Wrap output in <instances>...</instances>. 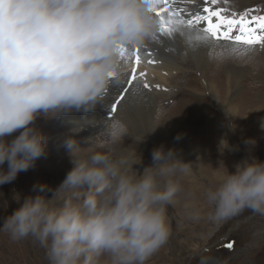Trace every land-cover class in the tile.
Instances as JSON below:
<instances>
[{
  "label": "clouds",
  "instance_id": "9594fccd",
  "mask_svg": "<svg viewBox=\"0 0 264 264\" xmlns=\"http://www.w3.org/2000/svg\"><path fill=\"white\" fill-rule=\"evenodd\" d=\"M150 9L147 0H0V186L46 156L47 138L38 119L97 108L112 74L122 72L120 49L142 46L157 31ZM228 128L235 131L233 124ZM103 135L106 150L87 156L76 154L82 148L77 140L66 139L73 167L61 185L37 184L38 194L24 197L14 191L11 200L19 207L3 219L0 231L14 240L35 239L48 264H147L170 237L167 208L192 164L160 146L152 152V165L139 173L138 154L139 163L112 154L128 136L126 125L113 119ZM225 149L235 150L221 139L219 150ZM61 190L82 195L58 206ZM205 196L213 223L245 210L264 214V162L242 160ZM0 207L7 211L9 202ZM191 217L200 219L199 211Z\"/></svg>",
  "mask_w": 264,
  "mask_h": 264
},
{
  "label": "rangeland",
  "instance_id": "374dc122",
  "mask_svg": "<svg viewBox=\"0 0 264 264\" xmlns=\"http://www.w3.org/2000/svg\"><path fill=\"white\" fill-rule=\"evenodd\" d=\"M257 1L259 2L255 5H264V0ZM234 6L240 9L244 5H237L233 0L228 7ZM261 53H245L252 56L247 60L242 54L235 55L238 58L226 61L228 66L225 67L227 71L223 79L225 99L220 104L209 99L204 87L206 78V82H203L204 79L200 82V75L192 66H186L183 71L177 73V77L170 75L162 81L164 89L169 88V91H162L164 98L155 100L157 106L154 102L151 103V98L148 101L154 106L151 114L154 123L169 121L168 124L180 128L178 133L181 135H178L181 138L177 139L179 149L168 145H164V148L166 151L174 149L178 159L191 163L192 172L181 178L182 191L177 194L175 203L167 208L170 237L147 264H264V214L245 210L225 222L213 223L208 219L212 207L205 196L207 189L218 186L227 169L230 173L234 172L235 165L242 160L254 157L264 162V129L261 128L264 118V51ZM152 93L151 97L157 94ZM125 107L132 108L127 103L120 107L118 113L125 112ZM140 108L144 110L143 107ZM118 117L115 115L114 119L122 121L130 131L126 121ZM108 122L105 121L104 126ZM36 124L47 138V154L36 162L33 169L21 172L14 182L0 186V203L5 200L9 202L7 211L0 207V225L6 216L19 207L11 200L14 191L24 197L38 194L33 191V186L37 184L56 189L73 167L70 159L64 161L57 158L62 152L56 149L61 126L57 125L54 119L49 122L37 120ZM228 124L235 125L234 132L229 131ZM215 125H221V131L215 135L219 139H226L230 148L235 150L225 149L221 153L220 142L211 131ZM72 130L75 133L74 127L67 125L64 133L68 134L73 132ZM99 133L100 137L105 138L102 131ZM130 133L132 134V131ZM148 138L147 144L142 143L137 150L132 148V157L136 158V162L139 163L138 155L141 157L142 162L134 166L139 173L152 165L153 150L163 146L156 136L148 135ZM249 139L256 141L255 146L245 143ZM96 144L97 151L106 150L107 144ZM148 149L149 154L146 152ZM81 195V190H61L57 193V205L62 204L65 199L74 200ZM51 196L52 193L49 192L48 197ZM185 201L186 205L183 204ZM194 211H199L200 219L191 217ZM228 241L235 242L232 249L223 247ZM0 264H48V259L45 249L35 239L28 237L14 240L7 232L0 231Z\"/></svg>",
  "mask_w": 264,
  "mask_h": 264
},
{
  "label": "snow or ice",
  "instance_id": "6c2138e0",
  "mask_svg": "<svg viewBox=\"0 0 264 264\" xmlns=\"http://www.w3.org/2000/svg\"><path fill=\"white\" fill-rule=\"evenodd\" d=\"M157 18L158 35L162 43L175 45L183 41L193 52L222 51L229 56L259 49L264 51V5L238 10L228 7L233 0H147ZM219 5V6H218ZM170 52L176 49L169 47ZM121 64L130 65V70L121 75L112 74L110 87L116 92L110 96L109 89L101 102L108 101L106 119H114L124 103L134 104L138 99L160 90L153 84L141 65H155L153 51L147 47H122ZM163 61H160L162 63ZM169 91V89H163ZM115 114V115H114ZM234 241L223 247L232 249Z\"/></svg>",
  "mask_w": 264,
  "mask_h": 264
},
{
  "label": "bare ground",
  "instance_id": "6f19581e",
  "mask_svg": "<svg viewBox=\"0 0 264 264\" xmlns=\"http://www.w3.org/2000/svg\"><path fill=\"white\" fill-rule=\"evenodd\" d=\"M234 1L237 3V5H244L238 10H243L245 8L254 7V5L259 2L257 0H234ZM156 32L157 31H155L154 33ZM140 47H147L150 51H153L154 59H156L158 62L152 66L141 65L139 70H145L147 72L149 80L153 84H158L160 86V90L154 91L155 93H157L156 96L151 97V95L149 94L148 95L149 98L138 99L134 104L131 105L132 108L125 107V112L118 113L117 115L119 116L118 118H122L123 121H126L130 131H132V134L130 133V131L128 132L133 136L128 134V136L125 137L124 140H122L118 145L114 147V150L112 153L114 156H118L120 154H127L130 157H132L134 154L132 148L137 150L143 144L144 145L147 144L148 139H149L148 135L156 136L158 142L162 143L163 146L164 145L165 146L168 145L172 147L174 146V149L176 146L179 149L178 147L179 139L177 140L176 137L178 136V134L181 135V133H178V130L180 128L178 127L179 129H177L175 125L171 123L168 124L169 123L168 120H167L168 122L162 121V122L154 123L151 118L152 109H154V106L151 105V103L154 102V104L157 106V103L155 102V100L164 98V94L162 93V90L164 89L165 86L162 83V81H164L167 76H170V75L173 76L175 74V71L179 73L183 71V69L186 66L188 67L192 66L195 69V71L199 73L200 75L199 81L201 82V80L203 79H204L203 82L207 81L204 84V87L207 90L209 99L214 101L216 104H220L225 99L224 98L225 89H224L223 79H224L225 72L227 71L225 70V67L228 66L226 61L231 58L230 56H228V54H223L224 52L217 51V50H211V51H208L207 53L193 52L185 45V43L182 40L178 41L175 45H172L171 42H168L167 44H165L160 41V38L158 35L156 36L155 40L153 39V35H152L151 38ZM169 47L175 48L176 51L170 52L168 50ZM160 61H163V62L160 63ZM120 75H121V78H123V75L122 74ZM205 78H206V81H205ZM200 85H203V84H200ZM115 92H116L115 86L112 87V91L109 89L110 96L114 95ZM150 98L153 101L151 100L152 102L150 101L151 103H148ZM125 104L127 103H124L123 105ZM147 105H148V108H147ZM140 107H143L144 110ZM107 115H108V101L105 100L104 102H101L94 111L89 112L87 114L83 112L74 111L68 114L62 113L57 118H54L55 123L61 126V130H60L59 137H58L59 140H58L56 149L58 148V150L60 149L62 152L57 158L63 159L64 161H68L70 159V163H71L69 151L64 146V141L68 139L69 137L79 142L80 147L82 148L76 154L81 155V156H87L89 153L96 152L98 149V144H96L97 142L107 144L106 138L99 136L100 134L99 132L100 131L103 132L105 121L108 122L107 120H112V119H106ZM159 118L162 119L163 117L159 114ZM167 119H168V115H167ZM39 120H42V118L38 119V121ZM170 120H171V117H170ZM45 122H49V120ZM67 125L74 127L75 133L72 130L73 132L65 134L64 129H66ZM211 131L213 132V135L217 134L218 131L219 132L221 131V125L220 126L215 125L214 127L211 128ZM222 132H223V128H222ZM94 136H97V137L94 138ZM215 137H217V135H215ZM221 138L222 137H220L219 139L217 137L219 142L221 141ZM82 140L84 142H82ZM140 140H143V141L137 142ZM174 143H177V145H175ZM86 147H89V148H86ZM196 148H199V147H196ZM150 149L146 151L148 154L150 153ZM61 156H63V158ZM147 161H150V160L147 159ZM186 202L187 201L183 202V204L186 205ZM188 204H189V200H188Z\"/></svg>",
  "mask_w": 264,
  "mask_h": 264
}]
</instances>
